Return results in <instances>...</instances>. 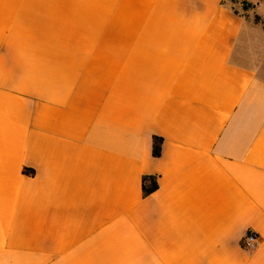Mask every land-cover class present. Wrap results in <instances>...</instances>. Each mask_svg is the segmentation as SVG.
Wrapping results in <instances>:
<instances>
[{"label":"crops","instance_id":"1","mask_svg":"<svg viewBox=\"0 0 264 264\" xmlns=\"http://www.w3.org/2000/svg\"><path fill=\"white\" fill-rule=\"evenodd\" d=\"M247 2L0 0V264H264Z\"/></svg>","mask_w":264,"mask_h":264},{"label":"trees","instance_id":"2","mask_svg":"<svg viewBox=\"0 0 264 264\" xmlns=\"http://www.w3.org/2000/svg\"><path fill=\"white\" fill-rule=\"evenodd\" d=\"M161 150H162V139L161 138H155L154 141V148H153V155L155 157H158L161 155ZM159 188V184L157 182V179L152 176H146L144 178V184H143V189L145 194H151L154 191H156Z\"/></svg>","mask_w":264,"mask_h":264},{"label":"built area","instance_id":"3","mask_svg":"<svg viewBox=\"0 0 264 264\" xmlns=\"http://www.w3.org/2000/svg\"><path fill=\"white\" fill-rule=\"evenodd\" d=\"M259 244V238L253 231H247L242 239L243 248L254 250Z\"/></svg>","mask_w":264,"mask_h":264},{"label":"rangeland","instance_id":"4","mask_svg":"<svg viewBox=\"0 0 264 264\" xmlns=\"http://www.w3.org/2000/svg\"><path fill=\"white\" fill-rule=\"evenodd\" d=\"M239 2H240L239 6L242 7L244 10H247V11L251 10V5H249L247 0H239ZM236 6H238V5H236ZM260 13H263V11H260V12L254 11L255 22L257 24L262 22V17H261Z\"/></svg>","mask_w":264,"mask_h":264}]
</instances>
